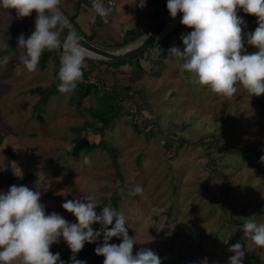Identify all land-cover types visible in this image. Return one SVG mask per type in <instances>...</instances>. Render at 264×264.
<instances>
[{"label": "rangeland", "instance_id": "obj_1", "mask_svg": "<svg viewBox=\"0 0 264 264\" xmlns=\"http://www.w3.org/2000/svg\"><path fill=\"white\" fill-rule=\"evenodd\" d=\"M76 1L61 0V14L71 13ZM239 11L244 50L258 51L247 43L258 18ZM36 15L33 10L19 18L15 9L0 7V58H10L6 67H0V171L10 160L19 185L24 174L31 173L26 186L41 196L50 194L42 204L70 223H76V217L62 204L84 196L92 197L97 214L104 206L123 213L128 235L136 241L133 255L146 248L162 264H203L205 259L207 264H229L234 255L229 248L240 243L245 251L243 264H264V249L243 231L248 219L264 223V94L251 96L237 85V93L228 98L194 85L182 67L184 61L169 50L177 46L179 33L169 40L165 57L160 48L149 49L139 59L141 70L135 63L89 70L91 77H101L106 88L123 98L119 115L102 136L91 127L82 131L89 142L102 138L116 148L118 175L104 149L63 154L75 135L72 128L94 123L88 109H99V99L85 98L79 106L72 91L52 96L40 117L34 109L38 95L30 90L55 80L52 60L29 73L18 59L24 54L18 37L23 34L27 39L35 31ZM182 15L179 12L178 19ZM81 24L87 33L95 27L93 43L100 47L122 40L119 31L111 33L113 38L106 37V28L91 23V17ZM74 27L87 37L78 25ZM13 28L19 31L17 38L10 31ZM133 104L138 108L134 115L127 111ZM85 157L90 163H85ZM121 184L127 189L139 185L143 193L124 195L114 206V195L121 196L125 190ZM7 191L0 186V193ZM180 222L193 233L174 236ZM92 227L101 232L92 242L96 248L103 244L104 232L98 222ZM121 242L122 237L109 241Z\"/></svg>", "mask_w": 264, "mask_h": 264}, {"label": "clouds", "instance_id": "obj_2", "mask_svg": "<svg viewBox=\"0 0 264 264\" xmlns=\"http://www.w3.org/2000/svg\"><path fill=\"white\" fill-rule=\"evenodd\" d=\"M60 3L61 0H0V7L15 9L19 18L28 17L35 10V31L27 39L23 34L18 37V46L24 49L18 59L31 73L36 71L45 51L62 50L57 87L61 93H70L83 82V64L89 53L61 14ZM139 6L145 7L146 0H140ZM166 7L172 18L178 12L183 13L181 23L193 29L182 37L183 50L175 46L169 50L184 61L182 67L194 85L228 98L237 93V85L251 96L264 94V0H167ZM92 8L93 23L96 15L108 23L110 7L106 8L102 0H92ZM241 8L258 18V27L247 35V43L258 49L253 53L244 52L243 20L237 15ZM65 29L67 35L61 41ZM9 59L0 58V67H6ZM74 147L70 144L68 150ZM261 160L264 161V156ZM85 163H90L87 157ZM142 193L139 185L128 191L129 196ZM40 197V191L27 186L12 185L6 193H0V264H65L59 253L50 251L60 237L73 253L72 264H86L76 259L75 254L86 242H95L100 237L101 232L92 227L97 222L104 236L95 253L104 257L103 264H162L161 258L146 248L133 255L136 241L128 235L124 214L116 209L104 206L97 214L90 196L67 200L62 207L77 220L70 223L56 212L46 215ZM113 221L114 226L109 228ZM243 231L258 248L264 249V223L248 219ZM113 237H122V242L109 243ZM229 251L234 253L228 258L229 264H243L245 251L240 243L232 245ZM203 264H207L206 259Z\"/></svg>", "mask_w": 264, "mask_h": 264}, {"label": "trees", "instance_id": "obj_3", "mask_svg": "<svg viewBox=\"0 0 264 264\" xmlns=\"http://www.w3.org/2000/svg\"><path fill=\"white\" fill-rule=\"evenodd\" d=\"M87 0H77L76 5L73 7L72 12L67 14L63 13L64 16L67 18L68 23L75 29L74 26L77 25L75 19L77 17V14L79 12L80 6L82 3L86 2ZM150 4L156 5L159 10L156 13L155 16V23L158 21V19L161 17L163 12L166 9L167 0H147ZM241 15L244 16H250L252 17V14L245 13L242 8L239 9ZM153 25V26H154ZM76 30V29H75ZM193 29L189 28L181 23V21L174 27L172 32L164 38L162 41H160L157 45H155L153 48H160L162 50L161 57H165L167 54L168 49V42L174 36L175 34L179 33L181 38L177 41V48L183 50L185 47L183 44L182 37L190 33ZM12 34L14 35V38H17V34H19V31L17 29H11L10 30ZM77 31V30H76ZM78 32V31H77ZM147 31L135 28L127 30L123 33L122 40L121 41H115L113 45L105 47L109 49H115L123 47L127 44L132 43L136 39L143 36ZM95 34V30L91 32V34L87 35L85 37L90 42H93V36ZM83 36V35H82ZM26 39V38H25ZM61 41L64 40V37L60 36ZM95 44V43H94ZM152 48V49H153ZM148 51V50H147ZM128 60L116 62L117 66L122 64H129L132 65L135 63V67L138 70H141V66L139 63V59L142 58V56L147 52ZM245 53H253L256 52L252 49H246L244 50ZM62 55V50H53L51 52L45 51L39 61L38 66L40 68H45L46 63L49 60H52L54 63L53 67V75L55 77L54 82L49 84L48 86H37L30 90L31 93L37 94L38 99L34 105V109H36L41 116V114L44 112V107L47 105L49 99L52 96H55L57 94H60L61 92L58 91V84L60 83L58 79V73L60 68V57ZM88 66L85 68L83 66V82L79 83L77 88L73 91V98H75L79 106L82 105L83 100L85 98H91L95 96L97 99H99L100 106L99 109L97 108H89L88 110L91 113L93 122H85L83 125L73 127V131L75 133L74 137L72 138L71 142L68 144H74L75 147L69 151L68 146L65 148L63 154L64 155H70V156H78L80 154H87L92 152L95 149H104L108 153V156L111 158L112 164L116 170V172L119 175V163L117 159V150L115 147L111 146L102 138L98 142H89L87 137L82 134L83 130L88 129L91 127L94 131L99 132L101 136L103 135L105 129L109 127L110 124L114 121V119L119 115L118 112V103L123 99L120 94L117 92L110 90L109 88H106L103 82V79L101 77H91L89 70L93 69L96 66L95 62L89 61L85 59L84 61ZM264 105V103L262 104ZM129 111V109H127ZM130 112V111H129ZM10 160L8 161V164L5 168V170L2 172L0 171V186H5L7 189L10 188L12 185L16 186H26V183L33 177L31 173L24 174L21 184H16L14 176L12 175L11 166L9 164ZM60 170V166L56 164L55 171L58 172ZM121 187H125L124 184H121ZM129 189L125 187L124 193L121 196L114 195L113 197V204L114 206H117V201L124 200V195H128ZM50 194H45L40 197L41 203L49 196ZM45 211L52 213L55 212L53 209L49 207H45ZM114 226V224H113ZM193 233L192 228L183 222L178 223L175 226L174 229V236H179L180 233ZM93 243H85L83 249L76 253V259L86 261V264H103L104 257L102 255H97L95 253V247L92 245ZM50 251L55 254H60V259L65 262V264L72 263L71 257L73 253L71 252L70 248L68 247L67 243L63 240V237L59 238L58 243H54L50 246ZM255 264H260L259 261H256Z\"/></svg>", "mask_w": 264, "mask_h": 264}, {"label": "crops", "instance_id": "obj_4", "mask_svg": "<svg viewBox=\"0 0 264 264\" xmlns=\"http://www.w3.org/2000/svg\"><path fill=\"white\" fill-rule=\"evenodd\" d=\"M109 1H113L115 4L111 5ZM102 2L106 8L110 7L112 9L108 16V23H104L102 18L98 15H96L95 23L101 28H106L103 31L106 37L111 36V33L116 31H119V35L122 36L125 31L135 28L147 32L150 31L156 20V13L159 10L156 5L150 4L147 0L146 6L143 8L139 6L140 0H102ZM93 15H95V13L92 8V0H87L81 4L75 21L83 30L81 21L87 22L88 18ZM110 29L111 31H109ZM93 30H95V27L91 26L89 33L85 32V30L83 31L89 35ZM95 33H97L96 30Z\"/></svg>", "mask_w": 264, "mask_h": 264}, {"label": "water", "instance_id": "obj_5", "mask_svg": "<svg viewBox=\"0 0 264 264\" xmlns=\"http://www.w3.org/2000/svg\"><path fill=\"white\" fill-rule=\"evenodd\" d=\"M178 15L179 12L175 18H172L166 7L165 11L150 31L133 41L131 44L117 50H108L90 42L77 32L69 23L68 24L69 27L80 36L81 44L87 49L89 55L86 59L95 62V67H100L132 59L145 51L152 49L160 41L166 38L172 32L174 27L181 21L182 17L178 19ZM67 32L68 30L65 29V32L61 35L64 37V35H67Z\"/></svg>", "mask_w": 264, "mask_h": 264}, {"label": "built area", "instance_id": "obj_6", "mask_svg": "<svg viewBox=\"0 0 264 264\" xmlns=\"http://www.w3.org/2000/svg\"><path fill=\"white\" fill-rule=\"evenodd\" d=\"M109 4L114 5L115 2H113V1H109ZM128 109H129V111H130V113H131L132 115L137 114V112H138V108H137V106H136L135 104H133V106L130 105V108H128Z\"/></svg>", "mask_w": 264, "mask_h": 264}]
</instances>
